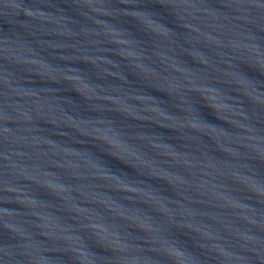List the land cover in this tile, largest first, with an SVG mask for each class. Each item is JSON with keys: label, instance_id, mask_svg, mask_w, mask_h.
I'll use <instances>...</instances> for the list:
<instances>
[{"label": "water", "instance_id": "1", "mask_svg": "<svg viewBox=\"0 0 264 264\" xmlns=\"http://www.w3.org/2000/svg\"><path fill=\"white\" fill-rule=\"evenodd\" d=\"M0 264H264V0H0Z\"/></svg>", "mask_w": 264, "mask_h": 264}]
</instances>
